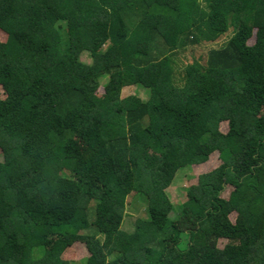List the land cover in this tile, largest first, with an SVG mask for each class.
Segmentation results:
<instances>
[{
	"label": "trees",
	"instance_id": "obj_1",
	"mask_svg": "<svg viewBox=\"0 0 264 264\" xmlns=\"http://www.w3.org/2000/svg\"><path fill=\"white\" fill-rule=\"evenodd\" d=\"M1 30L0 264H73L78 242L84 264H264V0H0ZM227 33L178 84V50ZM133 192L150 218L126 233Z\"/></svg>",
	"mask_w": 264,
	"mask_h": 264
},
{
	"label": "rangeland",
	"instance_id": "obj_2",
	"mask_svg": "<svg viewBox=\"0 0 264 264\" xmlns=\"http://www.w3.org/2000/svg\"><path fill=\"white\" fill-rule=\"evenodd\" d=\"M0 35L4 42L7 41L8 35L5 33V31L1 30ZM230 35L231 33H227L222 37V39L214 43H202L200 45L188 46L185 50L179 49L174 57L175 76L178 80V84H180V82L184 79L185 68L187 64L193 63L195 61L205 64L210 52L220 49L222 46H224L228 41L227 39L230 37ZM250 43H252V40H250ZM82 60L89 63L90 55L88 53H84L82 55ZM103 93L104 90L101 87L98 91V95L101 97ZM150 93V89L135 85L125 87L122 91V96L126 97L129 95H138L143 100H148L150 97ZM103 99L105 100L104 96ZM228 128V123L225 122L221 124L222 132L226 133L228 131ZM78 145L81 147L85 155L90 154L89 148L82 141H78ZM2 160L3 156L2 153H0V161ZM220 164L221 161L219 159V154L218 152H215L211 155L210 159L206 163L179 170L172 185L167 191L171 201L174 203V207L178 208L180 205L186 202L188 188L192 185L197 184L200 174L210 172ZM231 191L232 188L228 187L224 192L223 197L228 198ZM126 204V214L121 229L126 233H132L135 230L137 220H147L150 218L148 202L147 198L144 195L133 192L128 196ZM235 217V214L231 216L233 220L235 219ZM228 243H231V240L220 239L218 242V246L223 247ZM87 256L88 252L86 251L85 246L79 242L74 243L63 254V258L73 261V264H84V259Z\"/></svg>",
	"mask_w": 264,
	"mask_h": 264
}]
</instances>
